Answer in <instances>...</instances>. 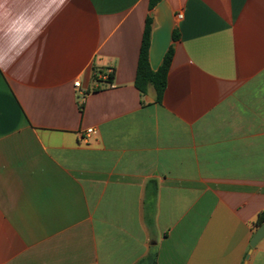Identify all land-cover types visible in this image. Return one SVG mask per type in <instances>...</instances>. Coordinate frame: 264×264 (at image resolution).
<instances>
[{
    "label": "crops",
    "instance_id": "crops-1",
    "mask_svg": "<svg viewBox=\"0 0 264 264\" xmlns=\"http://www.w3.org/2000/svg\"><path fill=\"white\" fill-rule=\"evenodd\" d=\"M165 1L158 103L150 0H0V264H264V0Z\"/></svg>",
    "mask_w": 264,
    "mask_h": 264
},
{
    "label": "trees",
    "instance_id": "trees-1",
    "mask_svg": "<svg viewBox=\"0 0 264 264\" xmlns=\"http://www.w3.org/2000/svg\"><path fill=\"white\" fill-rule=\"evenodd\" d=\"M160 1L161 0H150L149 9L153 10L154 7ZM152 24H153V17L149 15L146 20L144 34H143V43L140 52L139 66L137 70L135 86L142 94L147 92V89L150 85L153 86L156 91V102L160 103L162 100V96L165 92V89L167 87V78L171 66L173 48L172 46H170L158 70L153 71L149 63V48L151 41ZM175 38H177V35H176V31L174 30L173 39ZM107 76L109 80L112 78V74H108ZM263 223H264V211L258 214L255 222V227L258 228ZM137 264H156L155 254L154 253L149 254V256L145 260Z\"/></svg>",
    "mask_w": 264,
    "mask_h": 264
},
{
    "label": "water",
    "instance_id": "water-1",
    "mask_svg": "<svg viewBox=\"0 0 264 264\" xmlns=\"http://www.w3.org/2000/svg\"><path fill=\"white\" fill-rule=\"evenodd\" d=\"M154 17L157 27L151 33L149 63L151 69L157 71L173 41L174 17L165 0L156 5ZM263 238L264 223L257 228L250 247L254 248Z\"/></svg>",
    "mask_w": 264,
    "mask_h": 264
},
{
    "label": "built area",
    "instance_id": "built-area-1",
    "mask_svg": "<svg viewBox=\"0 0 264 264\" xmlns=\"http://www.w3.org/2000/svg\"><path fill=\"white\" fill-rule=\"evenodd\" d=\"M178 17L180 18L181 15H178ZM112 73H113L112 70H108V71L106 72V76H107L108 74H112ZM106 76H105V77H106ZM74 85H75V87H77V88H79V87L81 86V84H80L79 81L75 82ZM95 134H97V131L94 130V129H92V128H90V129H88V130L85 131V135H84L85 137H83V139H86L87 136H89V135H95Z\"/></svg>",
    "mask_w": 264,
    "mask_h": 264
}]
</instances>
